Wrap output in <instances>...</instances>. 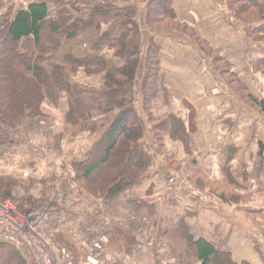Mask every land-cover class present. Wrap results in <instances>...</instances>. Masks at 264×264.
<instances>
[{
    "label": "trees",
    "instance_id": "1",
    "mask_svg": "<svg viewBox=\"0 0 264 264\" xmlns=\"http://www.w3.org/2000/svg\"><path fill=\"white\" fill-rule=\"evenodd\" d=\"M140 2L33 0L12 15H2L0 157L5 154L2 149L17 146L16 139L25 136L24 128L28 124L44 116L45 105L57 108L64 100L68 104L65 122L70 131L73 129L80 135L101 132L95 140L83 143L86 152L73 163L75 176L65 180L62 186L58 185L56 176L28 179L20 171L0 172V200L9 199L14 190L22 187L27 190L22 201L25 205L18 204L25 211L21 212L23 215L45 206L53 214L67 213L72 218L81 213L76 212L74 206H61L54 193L62 190L68 194L74 182L91 197L102 200L105 208H97L94 204V213L87 223L77 224L80 229L76 235L57 233L56 243L71 255V260L63 257L66 264L89 263L90 253L81 250L79 239L88 228L94 236L106 235L110 245L130 253L152 240L157 257L166 258L171 264H250L236 263L229 250L198 238L185 219L175 224L163 222L154 206L128 195L146 184L150 177L153 159L142 143L149 126L159 152L164 150L166 137L182 142L188 149L191 134L197 131V115L192 105L187 104L189 126L173 113L160 117L153 113L162 80L159 37L173 36L181 42L190 41L201 54L211 59L218 78L249 108L264 117V99L250 91L234 71L233 64L195 28L178 19L174 0H146L142 10ZM225 2L242 23L245 36L256 43H264V0ZM163 23H167L165 28L160 27ZM90 31H96L98 37L86 55H62L63 49L80 43ZM251 67L254 73L264 75V59L252 62ZM14 98L17 100L13 101ZM121 145L123 157L119 154V164L112 166L111 172L106 169L100 173L101 166L109 163ZM262 149L261 145V155ZM258 170L264 176V159L260 160ZM225 173L227 182L233 185L235 181L229 171ZM191 182L200 187L199 181ZM210 192L219 200L226 199L225 192L220 193L218 189ZM119 204L130 206L134 213L142 210L151 226L141 231L133 230L123 218L127 213L125 206L116 207ZM113 212H117L116 215ZM103 215L109 219V227L102 226ZM6 252L9 259L4 261L2 257ZM23 252L9 242L0 243V264H27ZM100 264L111 263L102 260Z\"/></svg>",
    "mask_w": 264,
    "mask_h": 264
},
{
    "label": "crops",
    "instance_id": "2",
    "mask_svg": "<svg viewBox=\"0 0 264 264\" xmlns=\"http://www.w3.org/2000/svg\"><path fill=\"white\" fill-rule=\"evenodd\" d=\"M3 1L11 2L17 9L26 8L33 2ZM145 4L146 0H141L139 9L142 10ZM174 9L178 19L195 28L201 37L233 64L234 71L250 91L264 99V75L262 72L254 73L251 67L252 62L264 59V43H256L245 36L242 23L229 11L225 0H174ZM159 42L162 80L160 94L153 103V113L156 117L173 113L189 126L190 110L187 104L192 105L197 115V131L191 134L188 149L182 142L166 137L164 150L159 152L149 126L142 143L153 159L150 177L146 184L128 195L154 206L159 220L163 222L175 224L185 219L194 235L229 250L236 263L264 264V246L257 237L264 236V176L258 170L260 160L264 159V117L249 108L218 78L211 59L201 54L190 41L181 42L173 36H162ZM43 109L45 114L39 125L44 132L56 136L66 133V100L58 108L45 105ZM56 121L60 123L59 127H55ZM45 133L43 138L47 140ZM80 137L82 145L93 141L87 134ZM36 141L46 144L37 138ZM33 144L31 138L27 146L20 147L15 152L19 157L10 166L23 160L27 166H35L37 161L48 157L34 156L31 153ZM81 147L79 144L65 147L62 153L55 149V145L48 148L55 153L56 164L65 162L73 165L83 155L79 152ZM5 166L0 164V167ZM227 171L235 181L233 185L226 180ZM173 176L190 182L203 181L209 192L210 187L216 185L220 193L228 189L232 194L224 196L226 201L215 197L220 203L219 207L200 203L171 189L169 180ZM201 177L202 181L199 180ZM94 204L99 208L104 206V203ZM128 211L130 227L135 231L143 230L146 226L141 220L130 223V215L134 211L132 208ZM139 213L145 214L142 210ZM151 243L152 240L143 246L139 254L140 264L161 262L155 254V244ZM99 257L103 258L102 255Z\"/></svg>",
    "mask_w": 264,
    "mask_h": 264
},
{
    "label": "built area",
    "instance_id": "3",
    "mask_svg": "<svg viewBox=\"0 0 264 264\" xmlns=\"http://www.w3.org/2000/svg\"><path fill=\"white\" fill-rule=\"evenodd\" d=\"M59 126L60 123L56 121L55 127ZM33 140L34 146L31 153L34 156L44 157L47 155L48 157L37 161L35 166H27L26 161L23 160L20 164L9 166V168L22 172V176L28 179H45L58 175L61 178V182L58 183L59 186H62L65 180H71L75 176L73 165L65 162L56 164L54 162L55 153H51L46 144L38 143L36 138ZM79 152L84 154L86 149L81 147ZM70 186L68 194H65L62 190L54 194L61 206L63 204L68 205V207L74 206L73 209H77V212L81 213L79 215L80 218L78 217L80 222L77 221L78 218L73 219L67 213L58 212L53 214L45 206L28 214L29 218H27L26 215L16 211L11 201H0V243L9 242L24 250L36 264H55V260L61 263V258L63 259V257L66 260H71V255L65 247L54 245L53 241L56 242L57 233L70 236L76 235L80 229L79 223H87L91 214L94 213L93 202L102 205L103 201L94 197L81 199L78 188L75 187L76 183L73 182ZM169 187L180 191L189 199L217 207L220 206L219 201L214 196L185 179L173 176L169 180ZM101 209H104V206ZM96 213H98L97 209ZM143 216L139 212H133L130 215V222L134 223L136 220H141L144 225L150 227L151 223L148 218ZM101 224L103 227L110 226V221L106 215L101 217ZM257 237L259 243L264 246V236L258 235ZM79 239L81 250L90 253L88 258L89 264H100L103 259L113 264H140L139 254L143 250V247L135 250L133 254L118 256L115 252H109V237L106 235L94 236L90 228ZM151 244H153V241ZM101 255L103 258L100 259L99 256ZM160 264H171V262L166 258H162Z\"/></svg>",
    "mask_w": 264,
    "mask_h": 264
},
{
    "label": "rangeland",
    "instance_id": "4",
    "mask_svg": "<svg viewBox=\"0 0 264 264\" xmlns=\"http://www.w3.org/2000/svg\"><path fill=\"white\" fill-rule=\"evenodd\" d=\"M1 2L2 3H0L1 4V6H0V19L2 18V15H12L15 12V10H18L16 8V6L12 5L11 2H9V1L7 2V1H3L2 0ZM155 8H156L155 10H157L158 6H155ZM0 26H1V24H0ZM166 26H167V23H163V25H161L160 27L161 28H165ZM97 37H98V33L96 31H90V32H88L86 34V36L84 37V39L80 43H78L76 45H70L69 47L63 49L62 55L67 54V53H73V54H75L77 56L86 55L91 50V46H92V44L94 43V41L96 40ZM7 46H9V44H7ZM5 47H6V45H5ZM16 100H17V98H14L13 99V101H16ZM43 117L44 116H41V118H39V120H37L36 122H33V123L28 124L27 127L24 128V130H25V132H24L25 134L24 135L25 136H19L16 139L17 140V143H18L17 146H15L13 148H5V149H2V151L5 154H3V156L0 157V164H4L6 166L4 168L3 167H0V172H2V170L3 171H9V172H15V170H12L11 168H9V166L12 164L13 160H15V158L19 157V156L16 157L17 154L15 152H17L20 147L27 146V143H28V141L31 138H33V139L37 138L38 140H42L43 142H46V144H47L48 147L49 146L52 147V145L53 146L55 145V147H56L55 149L59 150V153H62L63 152V149L65 147L71 148L75 144H79L80 146L82 145L81 144L82 143V140H81L82 138L80 137V134H77L78 131L75 132V133H74L73 129L70 131L69 130V126H67V124L65 125L66 128H68V130L66 131V133L63 132L62 134H60L58 136H56L57 134L54 135V133H49V132H46V131H45L46 132L45 133L44 132V128L42 126L40 127V125H39V122H40V120ZM43 120H45V119H43ZM103 124H106V122L103 123ZM103 124H101V125H103ZM100 132H101V130L98 131L96 133V135H91V134L87 133V136L88 137H92V140H95L96 137L100 134ZM44 133H45V135L47 137V140H46V138H43ZM53 136H56V137H53ZM88 137H87V139H88ZM122 146L123 145H121L116 151H114V153H113L114 156L111 158V160L109 161L108 164L101 166L100 173H103V171L106 170V169L109 172H111L112 168H114L112 166H115V165H118L119 164L118 163L119 156L122 154L121 156L123 157V151H122L123 150V147ZM14 165H17V164H14ZM116 168H118V166ZM100 176H101V174H100ZM56 177H57L58 181L61 182V180H60L61 178H59L58 175ZM194 179H196V177H194ZM201 179H203V178L201 177L199 180H201ZM202 182L201 183L199 182V186L200 187H198V188L202 189L203 191H206V193L211 194V192L207 191V188H206L207 185L204 186ZM208 186H210V185L208 184ZM75 187L78 188L79 197L81 199H88L89 197H91L90 194L82 191L77 184H76ZM210 189L211 190L212 189H218V190H220V188L217 187L216 185L215 186H211ZM26 192H27V190L25 188L20 187V188L14 190L12 196L9 199H7L6 201H11L13 203L16 211H18L20 213L21 212L24 213L25 211H22L23 209H21V207H23L25 205V203H26L25 201L22 202L25 199V197H26ZM225 193L227 195L232 194L231 192L228 191V189H226ZM3 202H5V201H3ZM18 204H20L21 207L18 206ZM122 206H125V205L119 204L116 207L121 208ZM40 207H42V206H40ZM124 209L128 213L129 212L128 210L130 209V206H125ZM116 213L117 212H113V214H115V215H116ZM127 213H126V215H124L125 221H128ZM27 218H29V217L27 216ZM53 243H54L55 246L61 247V246L58 245V243H56L54 241H53ZM61 244H63V243H61ZM109 252L110 253H114L115 252L118 256H122V255H126V254H129L130 253L129 250H126V249H118V248H116V247H114L112 245H109ZM23 254L25 255L26 259L28 260L27 261V264H36L32 260V258L30 257L29 254H27L25 252H23ZM7 259H9V253L6 252L3 255V257H2V260L5 261ZM64 261L65 260H63L61 258V263L60 262H57L56 264H66ZM111 264H113V263H111Z\"/></svg>",
    "mask_w": 264,
    "mask_h": 264
}]
</instances>
